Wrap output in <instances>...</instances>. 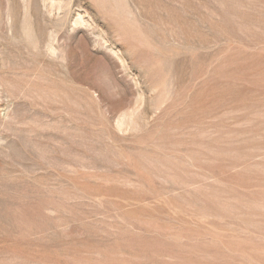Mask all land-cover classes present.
Instances as JSON below:
<instances>
[{"label":"rangeland","instance_id":"1","mask_svg":"<svg viewBox=\"0 0 264 264\" xmlns=\"http://www.w3.org/2000/svg\"><path fill=\"white\" fill-rule=\"evenodd\" d=\"M0 264H264V0H0Z\"/></svg>","mask_w":264,"mask_h":264}]
</instances>
